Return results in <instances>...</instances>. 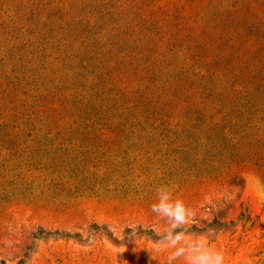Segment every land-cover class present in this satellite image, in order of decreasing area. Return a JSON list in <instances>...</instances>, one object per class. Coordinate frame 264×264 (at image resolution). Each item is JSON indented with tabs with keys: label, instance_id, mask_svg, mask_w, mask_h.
I'll use <instances>...</instances> for the list:
<instances>
[{
	"label": "rangeland",
	"instance_id": "obj_1",
	"mask_svg": "<svg viewBox=\"0 0 264 264\" xmlns=\"http://www.w3.org/2000/svg\"><path fill=\"white\" fill-rule=\"evenodd\" d=\"M191 1L0 0V82L23 79L25 67L23 100L56 89L75 113L85 94L83 107H106V115L143 91L157 105L150 121H123L136 133L0 138V264H168L175 249L158 242L172 224L151 210L162 189L188 210L175 228L185 255L172 264H192L194 247L221 264H264V204L254 188L264 191V177L253 166L215 161V153L210 161L198 139L220 110L209 96L213 55L247 47L226 73L248 66L242 73L263 88L264 51L234 20L235 0ZM257 1L242 0L264 21ZM205 44L208 54L190 53ZM197 71L209 79L201 87L193 86Z\"/></svg>",
	"mask_w": 264,
	"mask_h": 264
},
{
	"label": "trees",
	"instance_id": "obj_2",
	"mask_svg": "<svg viewBox=\"0 0 264 264\" xmlns=\"http://www.w3.org/2000/svg\"><path fill=\"white\" fill-rule=\"evenodd\" d=\"M195 1H191V3L193 4ZM235 4V11H230L234 20L237 16L241 22L243 21V25H246L254 36L252 39L255 46L259 48L258 50L264 51V21L258 19L259 15L251 12L250 8L249 10L246 9L242 0H235ZM261 7L264 10V3L261 4ZM219 10L226 11L222 6ZM71 34L74 33L71 32ZM202 34L205 37L203 31ZM213 41H218V36L213 38ZM143 42H146V44L150 42L147 40V36H144ZM111 45L114 48L116 46V49L120 48L118 42ZM235 45H230V48L233 49ZM221 46L222 43L218 45V47ZM226 46H229V44ZM86 47L84 46V48ZM210 47L209 44L202 45L199 46L201 52H196L191 48H189V51L190 53L193 52V55L198 58L201 54H208ZM218 47L215 49H218ZM114 48L110 49L109 52H117ZM239 48L242 52L235 50L233 55L223 52L221 56L220 51L213 55L214 66L209 68L207 72H210L214 79L213 88H209V90L215 91H212L209 96L214 102L218 103L220 110L216 112V116H209L208 120L205 119L203 127L200 129L201 136H198V139L202 140L201 147L205 148L207 153H210L208 156L210 161H212L211 153H215V155H218L215 161L253 166L264 177V102H260L264 100V87L261 88L259 83L255 81V76L252 78L251 75L242 73L248 69V66L236 68L237 73H233L232 76H228L226 73V70H232L235 62L243 63L242 60H245L244 53L247 47L240 45ZM247 51L253 54V50L248 49ZM234 53H237V55L234 56ZM197 61L199 62V60ZM201 68L202 66H197V69L200 70ZM26 70L23 67L18 73L24 74L23 76L29 81V74ZM189 71L187 69L182 72L184 78H187V75L190 74ZM140 72H146V68ZM195 74H200V76L197 78V82L193 83V86L201 87L203 83H208L209 79L200 71ZM24 77L23 79L17 77L9 84H7L8 79L5 82L3 81L5 80L4 77L0 82V102L6 111L8 110L7 114H3L0 108V138H17L32 133H43L45 135L57 133L63 136H119L137 132L133 125L129 127L123 125V121L129 122L134 119L150 121L154 119L157 113L153 109L157 106L156 103L155 105L151 104L154 100L152 96H149L151 93L147 97L145 96L147 92L143 91L138 92L141 93L139 96L112 105L111 111L106 115L103 113L106 107L103 110L99 107L95 112H89L87 105L83 107V103H87V100L80 99L85 98V94L77 95L76 99L83 103L79 104L75 101L78 107V109L75 108V113L69 108L70 105L65 92L56 89H48L45 92V88H42L43 92L29 95L28 98H33L32 102L25 101L20 97L19 89L21 83L22 87L28 86L23 81ZM143 77L147 80V76ZM148 81L165 84L163 80L149 79ZM187 81L186 79L185 82ZM239 86L241 89L238 88ZM203 88L205 89L204 86ZM89 104L90 106L93 105V100ZM121 106L123 107L120 109Z\"/></svg>",
	"mask_w": 264,
	"mask_h": 264
},
{
	"label": "clouds",
	"instance_id": "obj_3",
	"mask_svg": "<svg viewBox=\"0 0 264 264\" xmlns=\"http://www.w3.org/2000/svg\"><path fill=\"white\" fill-rule=\"evenodd\" d=\"M151 210L172 224L171 231H167L158 242V244L175 249L168 257V264H172L174 260L185 255V248L177 247L181 240V234L175 233V228L185 222L188 210L182 201H173L167 189L159 191L158 203L153 204ZM191 252L192 264H221L222 257L219 255H212L195 247L192 248Z\"/></svg>",
	"mask_w": 264,
	"mask_h": 264
},
{
	"label": "bare ground",
	"instance_id": "obj_4",
	"mask_svg": "<svg viewBox=\"0 0 264 264\" xmlns=\"http://www.w3.org/2000/svg\"><path fill=\"white\" fill-rule=\"evenodd\" d=\"M258 187V186H257ZM260 187V186H259ZM254 188L256 189V191H257V193L259 194V196H260V199H261V201H262V203L264 204V191L261 189V188H256L255 186H254ZM257 194V195H258ZM259 199V198H258Z\"/></svg>",
	"mask_w": 264,
	"mask_h": 264
}]
</instances>
